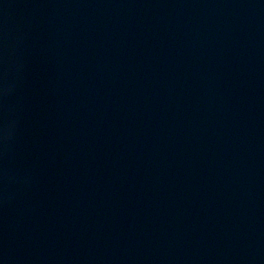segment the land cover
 <instances>
[{"label": "water", "instance_id": "95a60500", "mask_svg": "<svg viewBox=\"0 0 264 264\" xmlns=\"http://www.w3.org/2000/svg\"><path fill=\"white\" fill-rule=\"evenodd\" d=\"M0 264H264V0H0Z\"/></svg>", "mask_w": 264, "mask_h": 264}]
</instances>
